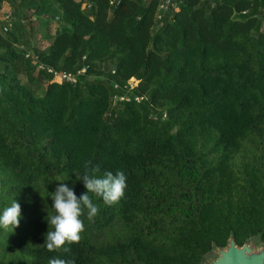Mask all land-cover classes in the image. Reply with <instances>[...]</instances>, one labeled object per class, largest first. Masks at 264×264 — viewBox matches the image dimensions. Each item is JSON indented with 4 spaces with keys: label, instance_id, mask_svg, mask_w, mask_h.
<instances>
[{
    "label": "trees",
    "instance_id": "obj_1",
    "mask_svg": "<svg viewBox=\"0 0 264 264\" xmlns=\"http://www.w3.org/2000/svg\"><path fill=\"white\" fill-rule=\"evenodd\" d=\"M0 25V211L21 205L0 264H202L232 234L264 241V0H0ZM86 163L123 171L124 196L90 194L80 241L49 252L51 192H85Z\"/></svg>",
    "mask_w": 264,
    "mask_h": 264
},
{
    "label": "clouds",
    "instance_id": "obj_2",
    "mask_svg": "<svg viewBox=\"0 0 264 264\" xmlns=\"http://www.w3.org/2000/svg\"><path fill=\"white\" fill-rule=\"evenodd\" d=\"M98 172L99 168L97 166L89 168L88 163L85 164L84 173L76 176L78 180L82 181L86 189L79 196L75 193L74 187L64 183L65 180H56L60 183L51 192L53 201L51 207L54 214L49 215L47 212L48 231L45 234L43 243L49 252L61 249L68 252L70 250L65 247L66 244L80 241L81 233L85 229L84 222L81 219L85 214V210L89 220H92L99 211L90 194L102 198L107 205L118 203L124 196L127 177L123 171L117 170L115 174L107 171L103 176H98ZM20 217L21 205L14 199L10 206L0 211V228L6 231H14L19 226ZM49 225H51V228H49ZM48 264H76V262L74 259L56 257L50 258Z\"/></svg>",
    "mask_w": 264,
    "mask_h": 264
},
{
    "label": "water",
    "instance_id": "obj_3",
    "mask_svg": "<svg viewBox=\"0 0 264 264\" xmlns=\"http://www.w3.org/2000/svg\"><path fill=\"white\" fill-rule=\"evenodd\" d=\"M208 259L210 264H264V241L261 236H252L239 245L232 234L225 247L214 244L213 250L204 256L202 264H208Z\"/></svg>",
    "mask_w": 264,
    "mask_h": 264
},
{
    "label": "rangeland",
    "instance_id": "obj_4",
    "mask_svg": "<svg viewBox=\"0 0 264 264\" xmlns=\"http://www.w3.org/2000/svg\"><path fill=\"white\" fill-rule=\"evenodd\" d=\"M5 11L7 13H10L11 12V7L9 5L5 6ZM33 19L35 20V17H33ZM29 21H30V19H28V21L26 23H28L27 24V29H29V35H28V37H29L30 40H32L30 42V46H31L30 49L33 50V46L32 45H34V43H35L38 51H47L49 49V47H50L53 39L52 38H49V39L46 38L45 35H44L45 34V32H44L45 30L44 29H41L39 26H37V30H39L38 33H36L37 32V30H36L35 36H31V31L34 30V29L32 28V26H31V24H30ZM56 26H57V23L56 22H52V25H51V33L54 32ZM22 77H23V80L24 81L27 80L26 77H24V76H22ZM132 83L134 85V84H136V81L133 80ZM211 256L213 257L214 255H211ZM207 263L210 264V260L209 259L207 260Z\"/></svg>",
    "mask_w": 264,
    "mask_h": 264
},
{
    "label": "built area",
    "instance_id": "obj_5",
    "mask_svg": "<svg viewBox=\"0 0 264 264\" xmlns=\"http://www.w3.org/2000/svg\"><path fill=\"white\" fill-rule=\"evenodd\" d=\"M10 15L7 16V18H9ZM0 29H2V26L0 25ZM5 30H7V27L4 28ZM39 69H46L49 73H52L55 76L60 77L61 79H64L68 82H72V83H76L78 80V76L77 74L80 73H84L87 71L88 67L85 66L80 72H78L77 74L75 73H71V72H67V71H59L51 66H47L44 65L42 63L39 64ZM131 85L133 86V83H131ZM142 98V97H141ZM121 100L125 99V100H130V98L126 95L124 97H120Z\"/></svg>",
    "mask_w": 264,
    "mask_h": 264
}]
</instances>
